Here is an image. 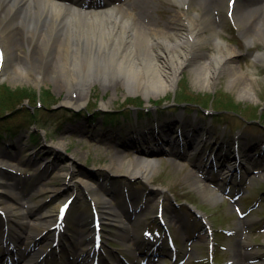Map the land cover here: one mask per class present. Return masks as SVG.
Masks as SVG:
<instances>
[{
  "label": "rangeland",
  "instance_id": "rangeland-1",
  "mask_svg": "<svg viewBox=\"0 0 264 264\" xmlns=\"http://www.w3.org/2000/svg\"><path fill=\"white\" fill-rule=\"evenodd\" d=\"M136 3V0H116V5L125 12L131 9L135 11L137 20L144 25L166 26L177 10H187L183 6L177 7L171 0H142ZM238 3L243 10V4L247 2L237 0L234 15ZM196 11L198 9L195 8L189 10L194 16ZM215 14L218 24H223V37L239 51L234 66L253 76L250 97L240 94V86H229L230 67L223 68L217 78L214 76V84L207 87L197 75L200 74L196 70L197 65H183L173 88L160 98H152L150 102L142 92L130 93L122 79L107 85L95 80L91 97L86 107L80 110L61 103L65 97L75 100L79 97L78 92L72 95L63 88L62 80L43 78L42 85L36 86L32 80L18 79L8 73L0 82L1 95L5 94V86L24 91L20 94L22 100L15 110L0 114L2 122L4 118L14 117L19 108L22 110V116L16 115L7 130L3 131L4 126H0V135L3 137L0 142V196L15 207L27 211L37 209L38 212L40 205L36 204L40 201L45 205L43 209L50 210L57 208L67 197L76 196L65 218V235L61 237V243L65 246H62L60 253L51 250L48 259H53L52 264H68L72 259L76 260L78 255L73 251L79 245L74 240L90 228L94 229L95 204L91 192L84 189L82 180L91 182L95 189L106 194L118 211L140 209L138 213L131 209L132 216L128 218L124 229L103 220L101 232L105 243H102L101 252L86 257L89 263L98 259L99 264H211L210 259L216 254L217 264H264V64H256L255 67L252 64V55L263 52L264 44L256 42L250 47L242 35V28L235 24L228 11H215ZM35 47L36 44L31 49ZM203 49L210 53L213 51L210 45ZM17 52L30 53L31 50L22 45ZM137 53L140 59V51ZM175 66L167 65L172 74ZM139 67L146 73L145 65ZM184 89L190 95L187 96L190 104L181 96ZM43 90L49 91L48 96ZM34 92L40 94L35 96ZM25 93L30 99H23ZM210 95L213 100L206 103L207 99H211ZM39 97L41 107H37ZM219 99L225 104L232 102L233 105L225 108V105L218 104ZM103 104L107 107H103ZM25 110L37 119L40 129L34 126L28 128L22 121ZM120 110L123 111L119 115V120L123 121L121 129H125L128 136H122L120 130L105 129L108 114ZM129 114L134 117L135 124L127 121L125 115ZM179 116H183V122L176 121ZM155 124L159 127L164 125L171 132H176L178 127L183 130L196 124L205 126L207 136L221 144L220 152L216 153L217 146L212 148L210 143L206 146V152L199 151L200 155L180 149L183 155L176 158L170 152L157 151L151 157L156 163V171L149 181L140 176H130L127 168L118 169L120 162L134 160L139 156L138 150L149 145L131 144V140L136 137L129 135V132L136 126L138 132L148 133ZM59 143L62 145L59 146ZM234 144L243 154L245 166L241 168V174L244 175L226 183L227 178L222 170L235 164L232 154ZM225 152V158H216L225 155ZM209 154L212 160L215 159L211 165L216 168L201 169L195 166L200 156L204 157L203 164L210 166L207 161ZM231 185L233 193H226L227 197L223 192ZM67 186L70 189H66ZM201 186L219 193L218 200L208 197ZM241 188L247 190L246 195L235 194L241 193ZM32 189H42L44 192L31 197L30 200L35 202L31 205L27 193ZM57 189L59 191L53 194ZM235 195L236 198L240 196L242 204L235 205ZM4 201L0 200L2 208ZM159 211L164 212L166 217L163 230L158 225L160 216L156 218ZM81 218H84V225L80 223ZM205 218H208L216 232L215 244L211 249L202 239L197 244L187 243L188 238L199 235ZM7 219L14 222L7 212L2 211L0 234ZM145 231L153 232L155 239L160 241V251H163L155 252L149 260L146 249L153 237L146 238ZM53 234L48 232L45 237ZM170 237L177 245L172 252L169 250ZM30 242L33 246L35 240ZM28 246L21 244L19 248ZM38 247L47 250L51 247V241ZM193 252L199 257L197 263ZM173 257L174 261L171 262L170 258Z\"/></svg>",
  "mask_w": 264,
  "mask_h": 264
},
{
  "label": "bare ground",
  "instance_id": "bare-ground-1",
  "mask_svg": "<svg viewBox=\"0 0 264 264\" xmlns=\"http://www.w3.org/2000/svg\"><path fill=\"white\" fill-rule=\"evenodd\" d=\"M171 1L187 10H177L166 26H154L140 23L135 11L125 12L115 5L114 0H92L90 8H84L80 0H0V82L8 73L18 79L32 80L36 86L42 85L43 78L62 80L63 88L72 95L78 92L79 97L76 100L65 97L61 103L80 110L86 107L95 80L107 85L122 79L130 93L142 92L150 102L173 88L183 65H197L196 70L200 71L197 75L203 85L211 87L222 69L230 67L229 86H240V94L252 96L253 76L234 66L239 51L223 37V24H218L215 14V11H227L228 0ZM246 2L243 10L238 3L237 13L233 16L235 23L242 28V35L250 47L256 42L264 44V0ZM194 8L198 9L195 16L189 12ZM34 44L37 47L31 49ZM22 45L30 48L31 52L18 54L17 49ZM207 45L213 47L211 53L203 49ZM139 51L140 59L137 57ZM252 64L254 67L264 64V51L252 55ZM139 65L146 66V73ZM167 65H176L173 74ZM103 107L107 106L103 104ZM179 120L183 121V116ZM147 137L153 146L141 150L134 160L120 162L118 169L127 168L130 176H140L149 181L156 171V163L151 156L157 149V142L162 139ZM187 137L185 142L189 144ZM170 144L165 145L170 147ZM170 153L176 157L182 155L173 148ZM81 183L91 192L100 209L97 211L100 218L109 225L124 229L127 212L115 209L107 195L95 189L91 182L82 180ZM201 188L208 197L218 200L216 192L207 186ZM57 191L59 189L53 194ZM43 192L31 190L28 203L35 204L31 197ZM0 200L4 201L2 196ZM3 203L9 217L26 231L23 239L27 241L43 238L46 230L59 223L58 208L60 210L63 206L62 203L57 208L46 210L40 201L36 204L40 205L39 212L37 209L26 212L9 202ZM82 220L84 218L80 223L84 225ZM15 231L12 228L7 236L14 238ZM91 233L92 229L75 240L80 245L77 253L87 255L93 250L92 244L97 238L92 236L91 240ZM3 238L1 235L0 240ZM42 251L34 254L32 259H38ZM29 258L19 257L22 264H37Z\"/></svg>",
  "mask_w": 264,
  "mask_h": 264
},
{
  "label": "trees",
  "instance_id": "trees-1",
  "mask_svg": "<svg viewBox=\"0 0 264 264\" xmlns=\"http://www.w3.org/2000/svg\"><path fill=\"white\" fill-rule=\"evenodd\" d=\"M4 91H5V94L4 95H1L0 94V114L4 115V113H6L7 111H11V110H15V108L20 104L22 98L20 96V94L22 92H24L22 89H15V90H12L10 88H8L7 86L4 87ZM46 91V92H45ZM45 92V94L47 95L49 93V91L47 90H43V93ZM33 94H35V96H38L37 95V92H34ZM26 97H23L24 100L26 99H30V97L25 93L24 94ZM48 96V95H47ZM181 96L183 98L184 101H188V97L187 96H190L189 93L184 89L182 92H181ZM19 97L18 100H16L17 98ZM219 103L223 105V103L225 104L226 102L223 101L222 99H219L218 100ZM229 104V105H227ZM225 104V107H230L233 105V103H228ZM232 104V105H230ZM26 111V114L23 116V119L31 124H38V121L37 119L32 115V113H30V111ZM16 115H21L22 113V110L21 108H19L17 111H16ZM16 115L12 118H5L4 121H8V120H11V119H14L16 118ZM120 114L119 113H112V114H108V116L106 117L110 122H116L117 120H119V116ZM22 116V115H21Z\"/></svg>",
  "mask_w": 264,
  "mask_h": 264
}]
</instances>
